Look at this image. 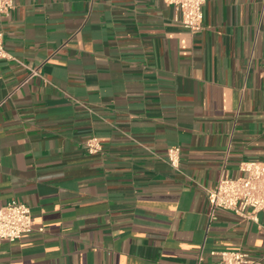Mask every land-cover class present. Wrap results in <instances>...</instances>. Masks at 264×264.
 Returning <instances> with one entry per match:
<instances>
[{
	"label": "crops",
	"instance_id": "1",
	"mask_svg": "<svg viewBox=\"0 0 264 264\" xmlns=\"http://www.w3.org/2000/svg\"><path fill=\"white\" fill-rule=\"evenodd\" d=\"M203 11L199 31L165 0H15L0 17V207L26 203L34 226L0 239V264H215L238 248L264 264V212L211 218L206 193L264 160V0Z\"/></svg>",
	"mask_w": 264,
	"mask_h": 264
},
{
	"label": "built area",
	"instance_id": "2",
	"mask_svg": "<svg viewBox=\"0 0 264 264\" xmlns=\"http://www.w3.org/2000/svg\"><path fill=\"white\" fill-rule=\"evenodd\" d=\"M176 6V20L192 31L201 30L204 20L203 6L206 0H165ZM15 6V0H0V17L9 15ZM4 44V32L0 31V58H7ZM40 68L31 69L30 76L39 75ZM89 153L95 154L102 150L97 136L89 137L85 142ZM181 147L172 145L167 149V160L175 167H180ZM240 175L236 177L221 176L217 183L206 189L210 203V217H215L218 208L229 210L243 219L258 220V213L264 212V160H248L240 164ZM33 217L29 205L12 199L0 207V239L16 241L32 231ZM43 230L44 228H39ZM219 256L215 264H252L250 254L241 249L212 251ZM202 252L194 264H201Z\"/></svg>",
	"mask_w": 264,
	"mask_h": 264
}]
</instances>
